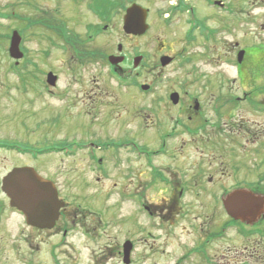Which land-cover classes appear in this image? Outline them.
Here are the masks:
<instances>
[{
	"label": "flooded vegetation",
	"instance_id": "1",
	"mask_svg": "<svg viewBox=\"0 0 264 264\" xmlns=\"http://www.w3.org/2000/svg\"><path fill=\"white\" fill-rule=\"evenodd\" d=\"M128 1L36 0L26 7L22 5V37L25 39L36 29L40 41H46L41 49L43 54L53 48L67 50L72 85L81 90H73L74 99L68 104L70 91L59 90L60 75L50 70L57 75L54 86L48 82L47 73L41 76L44 90L28 89L20 94L28 99L25 106L45 103L40 106L41 114L35 112L39 125H46L38 128L41 140L48 144L45 148L30 145L27 138L0 135V157L7 159L15 152L27 160L0 166V242L9 241L10 246L5 253L21 264H61L55 245L47 251L42 246L46 235L58 234L59 223L65 217L68 203L60 190L59 197L66 201V207L53 226L45 228L31 224L27 215L12 205L4 185L19 167H32L38 176L56 184L54 177L42 171L40 163H44L45 156L57 155L61 147L68 146L69 157L86 155L85 166L97 181L118 165L122 174L134 178L133 195L140 212L149 219L145 237L146 240L151 237L149 248L172 256V264H264V38L251 43L250 32H245L246 37L240 40L221 42V32L231 34L233 28L229 16L219 20L221 24L210 27L206 25L208 18L195 17L197 12L189 0H166L169 4L157 16L162 27H173L178 18L188 14L182 49L177 47L178 42L166 41L153 53L142 50L137 39L154 26L149 8V29L145 34L124 32L133 41V55L127 52L124 43H119L115 51L109 50L108 27L120 15L123 29L124 15L133 3ZM208 4L224 8L214 0ZM198 39L204 48L209 46L203 60L207 58V64H215V72L207 73L191 66L188 73L167 76V88L156 89L162 82L164 68L184 70L187 63L194 61L185 54L187 45ZM21 48L25 55L20 63L34 62L29 59L30 51L24 42ZM139 56L142 59L136 65ZM163 56L172 58L166 66L162 65ZM142 66L148 72L154 70V75L142 73ZM91 68L98 73L89 74ZM81 70L83 73H79ZM90 76L96 84L87 88L84 79ZM108 76L136 89L132 97L127 96L135 112L124 113L119 95L114 92L118 109L107 118L115 121L123 114L127 124L135 119L131 131L118 137L101 138L95 134L73 141L47 132L52 118L47 113L49 107L70 111L74 121L78 118L92 123L94 119L86 115L104 109L112 92L103 85ZM11 93L6 91L2 96L10 97ZM142 96L149 97L148 107L138 104ZM142 111L147 116L142 117ZM8 130L11 129L6 127L1 131L11 133ZM108 141H115L117 159L95 160L97 150H103V144ZM33 150L35 153L30 152ZM3 158L0 163L5 161ZM29 180L26 184L39 183L36 176ZM148 191L153 195L144 194ZM136 226L141 231L139 222ZM132 242L134 253L138 241ZM135 261L132 258L131 264Z\"/></svg>",
	"mask_w": 264,
	"mask_h": 264
},
{
	"label": "rangeland",
	"instance_id": "2",
	"mask_svg": "<svg viewBox=\"0 0 264 264\" xmlns=\"http://www.w3.org/2000/svg\"><path fill=\"white\" fill-rule=\"evenodd\" d=\"M30 1L36 0H0V34L11 33L17 27L19 30H23V26L20 27V19L17 17L10 18L7 14L11 12L21 15L23 13L22 5L26 7ZM140 1L152 10L151 20L154 24L151 31L137 39L142 50L153 53L160 44L166 43V41L169 44L176 41L178 42L177 47L182 49L188 14L178 18L173 27L164 28L158 24L160 19L157 16L161 15L160 11L165 9L169 2L166 0ZM208 1L212 0H190L189 3L192 8H196L198 16L203 15L202 17L209 19L207 25L210 27L221 24L222 22L219 20L229 16L233 28L230 31L231 34L221 32L219 35L221 42L234 41V39L240 40L242 37H246L245 32H250L252 36L250 37L252 39L251 43L261 41L260 38H264V0H224L226 4L224 13H219L216 7L208 4ZM30 12L32 13V11ZM217 14L219 15L215 18ZM114 19V25L110 24L108 27L107 43L109 50L115 51L119 43H124V48L126 47L127 52L133 55L135 52L133 41L127 39L122 29L121 16L117 15ZM77 26L80 30L81 23ZM37 33L38 31L35 29L34 32L25 35V39L22 40L24 45L29 48V59L37 65L25 61L20 64L18 69L14 70L11 68L13 65L12 59L8 55L9 42L6 38L0 36V135L27 138L30 145L45 148L48 144L41 140L38 128L43 129L46 125L43 127L39 125L38 114L35 113L36 111L40 112V106L45 103H35L34 107H29L27 104L25 106L28 99L20 96V94L28 89L32 92L44 90L42 75H47L50 70L60 75L59 90L70 91L68 104L74 99V96H72L73 90H81V88L72 85L69 52L59 47L43 54L41 49L45 47L46 41L42 39L40 41ZM256 37L259 39H256ZM207 48L209 46L204 48L200 40L187 45L185 56L192 57L194 61L187 63L184 70L164 68L161 73L163 74L162 82L158 84L156 89L167 88V76L181 72L188 73L192 70L191 66L207 73L215 72L217 66L207 64L206 62H209L207 58L203 60V54H207ZM212 53L208 54L212 56ZM158 66H161L160 63H158ZM141 71L144 74L154 75V70L148 72L144 66L141 67ZM159 71L160 68H157L156 72ZM95 72V68L88 71L89 74ZM79 73H83L82 70ZM104 74H107L106 71H104ZM84 80L87 88L88 85L95 86L96 84L91 76ZM103 85L105 89L112 92L107 96V103L102 107L104 109L98 111V114L92 111L91 114L86 115V117L94 119L92 123L90 121L84 122L83 119L78 118L74 121V116L70 111L65 113L62 110L58 111L56 107H49L47 113H50L52 118L47 132H51L57 137H69L73 141L79 140V138L84 140L95 134L101 138L118 137L127 130L131 131L136 124L135 119L127 124L123 120V114H121V119L116 118L115 121H109L107 118H110L118 109V105L114 103L116 95H119L120 109L124 113L127 112L128 115L130 111L134 113L135 110L131 108L132 104L128 102L127 96L132 97L131 94H134L133 91L136 89L128 88V84L118 83V80H114L111 76H108ZM6 91H12L10 97L2 96ZM114 92H117L115 96ZM138 104L142 108L148 107L150 104L149 97H140ZM141 116L145 117L147 114L142 111ZM6 127L11 129L8 130L11 133H2L1 130ZM65 150L68 151L69 148ZM117 150L118 147L115 141H108L103 144V150H97L95 160L100 161L104 158L116 160ZM130 158H132V155H130ZM85 160V154L80 153L76 158H71L61 151L57 155L45 156L44 163H40L42 171L46 175L54 177L61 196L68 203L65 217L59 223L58 234L46 235L45 243L42 245L43 250L47 251L55 245V250L60 254L61 264H124L123 252L119 254V251H123V243L130 239L138 241V248L132 253V258L136 259L134 264H172V256L155 253L156 249L149 248L152 242L151 237L148 236L147 240L145 238L148 235L149 219L140 212L139 203L133 195L135 191L134 178L122 174L120 171L121 165H118L112 167L107 177L100 178L97 181L94 173L86 168ZM26 161V159L13 152V157L5 159L4 162L0 163V166ZM110 165H113V163H110ZM0 169L2 168L0 167ZM144 194L147 196L153 195L151 191L144 192ZM137 222H139L142 232L138 230ZM14 228L15 225H12L13 231ZM8 249H10L9 241L0 242V264H21L15 258H10V253H5Z\"/></svg>",
	"mask_w": 264,
	"mask_h": 264
},
{
	"label": "water",
	"instance_id": "3",
	"mask_svg": "<svg viewBox=\"0 0 264 264\" xmlns=\"http://www.w3.org/2000/svg\"><path fill=\"white\" fill-rule=\"evenodd\" d=\"M147 10L138 4H133L128 8L124 19V29L127 33L143 34L148 29ZM21 37L18 32H14L10 53L15 58H21L23 53L20 50ZM171 59L163 57V65H166ZM56 77L53 73H49V82L54 84ZM37 176L32 168H17L9 176V181L4 188L12 198V204L25 211L30 222L35 225H44L51 227L60 214V208L64 203L58 199L57 190L53 187L52 182L43 180L39 176V183L36 186L23 185L25 180L32 179ZM30 182V180H29ZM132 244H125V261L129 263Z\"/></svg>",
	"mask_w": 264,
	"mask_h": 264
}]
</instances>
